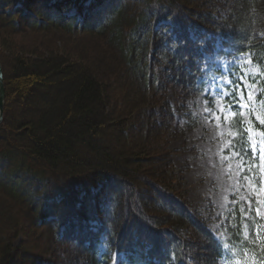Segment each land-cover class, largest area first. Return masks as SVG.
<instances>
[{
    "label": "trees",
    "instance_id": "1",
    "mask_svg": "<svg viewBox=\"0 0 264 264\" xmlns=\"http://www.w3.org/2000/svg\"><path fill=\"white\" fill-rule=\"evenodd\" d=\"M73 29L106 49L54 37ZM217 41L218 57L245 55L257 69L261 97L264 0H0V264H57L51 249L75 264H237L258 253L255 205L246 237L240 205L227 214L226 247L169 161L167 86L196 123L185 102L200 95ZM235 128L246 173L264 187V118ZM250 130L262 135L254 146Z\"/></svg>",
    "mask_w": 264,
    "mask_h": 264
},
{
    "label": "rangeland",
    "instance_id": "2",
    "mask_svg": "<svg viewBox=\"0 0 264 264\" xmlns=\"http://www.w3.org/2000/svg\"><path fill=\"white\" fill-rule=\"evenodd\" d=\"M73 11V9L70 10L69 16H73ZM80 18L82 17L76 18L75 28L77 21L81 20ZM72 32L70 33L72 38L63 34L54 37L64 46L76 44L78 48H91L90 44H86L89 40L95 43L99 50L106 49L104 46L102 47L103 43L99 38H85L75 29ZM30 38L33 37L26 36L23 40L28 41ZM220 47L221 45L217 41L212 54L204 61L205 84L200 95L185 102V107L196 118V123L185 122L181 118L179 112L181 109L179 110L175 106L177 95H174L172 87L167 86L165 100L173 105V110L176 113L168 137L169 161L179 179L180 184L178 185L184 194L183 198L194 215L207 224L213 236L223 240L222 227L227 214L236 201L249 206L250 199L256 198L263 221L264 202L262 200L263 193L254 190L244 174L245 164L234 140L236 138L232 126L234 108L231 105L232 101L227 99L230 94L235 92L239 103L238 114L244 123H248L250 117L260 118L259 103L261 100L255 98L258 92L256 84L243 80V77L238 74L237 79L243 83L247 92L242 95L239 90L234 91L231 88L232 79H234L232 75H236L235 68L232 67H241L244 64L246 68H241L240 72L246 74L255 70L243 61L241 56L236 60L218 57L217 50ZM94 52V56H98V53ZM82 57L86 61L90 59L89 56L83 54ZM207 70H212V72L208 74ZM234 89L237 90V88ZM180 106L183 105L180 104ZM262 112L264 111L262 110ZM254 135H259V133H254ZM243 217L247 218L248 213H244ZM242 233H247L246 226H243ZM52 246L55 245L52 244ZM52 246L50 247L52 248ZM49 252V256L45 257L54 259L57 264H75L74 261L68 259V255L66 259L64 254L60 256L54 254L52 249ZM200 252L204 253V249ZM247 259L255 260L252 255H248ZM110 264H117L115 257H112ZM212 264H221V262L216 261Z\"/></svg>",
    "mask_w": 264,
    "mask_h": 264
},
{
    "label": "water",
    "instance_id": "3",
    "mask_svg": "<svg viewBox=\"0 0 264 264\" xmlns=\"http://www.w3.org/2000/svg\"><path fill=\"white\" fill-rule=\"evenodd\" d=\"M4 100H5V94H4V87H3V81H2V72H1V67H0V122L2 119V108H3Z\"/></svg>",
    "mask_w": 264,
    "mask_h": 264
}]
</instances>
